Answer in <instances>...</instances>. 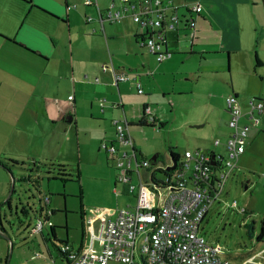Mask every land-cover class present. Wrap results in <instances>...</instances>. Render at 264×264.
<instances>
[{
  "label": "crops",
  "instance_id": "obj_1",
  "mask_svg": "<svg viewBox=\"0 0 264 264\" xmlns=\"http://www.w3.org/2000/svg\"><path fill=\"white\" fill-rule=\"evenodd\" d=\"M111 1L102 7L98 0L102 13L100 23L94 7H87L92 9V13L78 8L75 3H72L75 9H67V5H71L69 0H0L1 169L12 171L5 163V159H11L28 165L32 162L31 170L37 171L36 162L53 160L50 153L51 127L74 124L78 133L79 125L87 124L95 130L97 149L107 155V163L116 172L115 162L119 152L109 153L101 144H112L118 151L126 149L116 141L112 123L123 118L138 156L145 159L144 153L148 148L144 143L147 140L145 135L150 134L146 129L150 127L159 131L164 127L167 115L164 108L168 104L173 110L172 97L192 91V85L199 81L200 73L205 70L204 61L215 58L206 66L213 72H222L224 54L230 61L231 80L233 69L239 81L236 84L229 82L230 90L221 89L217 98L219 118L211 124V128L214 140L217 139L219 144L214 145V140L211 143L209 139L207 142L200 139L208 152H213L216 157L224 155V143L231 131L227 125L229 114L225 99L234 95L241 110L239 125L247 128V145L248 132L259 123L257 115L264 114V0H162L163 5L178 6V15L193 18L194 37L190 43L184 25L168 32L166 49L172 56L161 63H157L141 44L145 36L152 32L150 27L134 23L130 17L119 23H110L105 19L103 12ZM114 2L117 3V0ZM194 2L201 6L198 14L187 12L184 8V5ZM86 15L92 17L90 23L85 22ZM181 30L184 44L175 48L176 43L182 42L179 39ZM190 58L194 61H189ZM109 60L116 71L129 73L130 77L132 73L137 74L142 94L136 93V86L131 80L113 85L110 72L101 69ZM187 62V68L182 70ZM193 64L198 68H194ZM69 96L72 99H68ZM100 100H104L103 106L99 105ZM252 100L263 102L261 111L256 113L257 123L246 117ZM145 105L151 108L154 122H143L146 125L140 126ZM222 109L227 115L224 123ZM42 142L48 149L45 154L41 152ZM196 151L204 152L201 149L184 152ZM174 153L178 155V160L183 158V154ZM152 158L151 168L143 171L146 180L155 170H164L172 165L171 161L165 167L159 164L160 158L155 152ZM188 174L186 170L184 177ZM155 178L164 179L157 175ZM112 183L114 193L130 195L122 184L121 190L117 191V174ZM8 184L7 176L0 172V206L7 205L10 209L14 201L11 196L7 197ZM46 202L50 204V199ZM40 211L43 212L41 219L46 223L49 218L44 206ZM54 212V209L50 210L51 214ZM116 212L113 209L83 210L88 231L77 248L70 246L69 249L80 251L90 245L99 248L97 240L90 241V234L98 235L100 225L108 219L103 216L114 218ZM242 264H264V247L247 257Z\"/></svg>",
  "mask_w": 264,
  "mask_h": 264
},
{
  "label": "rangeland",
  "instance_id": "obj_2",
  "mask_svg": "<svg viewBox=\"0 0 264 264\" xmlns=\"http://www.w3.org/2000/svg\"><path fill=\"white\" fill-rule=\"evenodd\" d=\"M69 1L92 13V9L84 7L81 0ZM108 2L109 0H99V5L103 7ZM178 16L181 26L184 19L181 15ZM182 34L183 30L179 33L182 42L176 43L175 48L183 46L185 38ZM190 59L189 61H194ZM213 59L215 58L203 62L205 70L200 73L199 81L192 85L191 92L172 97L175 106L173 110L171 105H166L164 127L159 131L150 127L146 129L150 131L149 135H145L147 140L144 142L148 146L144 153L146 160L150 161L155 152L160 158L158 163L165 167L170 162L169 147L180 155L185 150L209 151L204 149L200 138L206 140L204 142L209 139L212 143L214 140L211 124L219 118L218 95L221 89L230 90L229 82L236 84L239 81V76H235L233 69L232 80L230 78V61L226 54L222 72H213V69L206 66ZM188 62L181 67L182 70L187 68ZM233 65L232 61V68ZM193 66L196 67L195 64ZM221 112L224 115L223 109ZM224 116L223 123L227 115ZM257 117L259 123L248 132L244 154L228 174L219 196L209 207L198 230V236L207 244L223 250L220 257L229 264H242L247 257L264 247V236L262 241L256 240V236L264 230V114ZM79 127L78 133L74 124L51 127L50 153L53 160L36 162L37 171L28 170L31 169L32 162L31 165L24 162V166H14L8 162L9 159H5L12 171L6 172L0 168V172L8 178V195L12 180L14 181V191L10 195L14 204L10 209L7 205L0 206L3 229L0 230V264H66L57 248L63 245L77 248L82 242V237L88 231L87 222L83 219V210L113 209L116 212L134 205V194L113 192L112 182L116 172L107 163V155L97 149L94 143V128L87 124H81ZM32 147L35 149L36 145L33 144ZM41 152H48L43 142ZM50 163L63 165L64 174L71 177L60 176L59 168L50 166ZM77 173L78 180L75 178ZM27 176L31 177L29 181L21 179ZM157 176L163 178L161 173H157ZM55 177L63 180L54 179ZM131 183L137 184L134 175ZM119 190L120 183L117 184V191ZM46 199H50V204ZM42 206L45 207L49 220L44 223L42 233L31 234L30 230L36 225L37 219L43 217V214L41 217L38 215ZM24 207L28 210L26 215L21 212ZM51 209L55 210L53 214L50 213ZM103 218L108 217L104 215ZM250 227H253V230H249Z\"/></svg>",
  "mask_w": 264,
  "mask_h": 264
},
{
  "label": "built area",
  "instance_id": "obj_3",
  "mask_svg": "<svg viewBox=\"0 0 264 264\" xmlns=\"http://www.w3.org/2000/svg\"><path fill=\"white\" fill-rule=\"evenodd\" d=\"M81 2L96 9L101 23L98 0ZM184 8L194 14L201 10L198 2L186 4ZM67 9H75V5H67ZM177 9L178 6L163 5L162 0H117V3L112 0L103 14L110 23H119L130 17L134 23L150 27L152 32L141 44L157 63H161L171 57L166 49V34L180 27ZM182 18L191 43L194 20L185 15ZM91 21L92 17L86 15L85 22ZM101 69L110 72L113 85L131 80L136 93L142 94L136 73L130 77L129 73L118 72L110 60ZM103 103L104 100L99 101L100 106ZM262 107L261 101H250L247 119L257 123L256 113ZM225 108L231 131L224 143V156L216 157L213 152H184L175 169L168 172L169 177L162 179V185L155 186L148 180L150 176L146 180L143 174L144 170L151 168V162L138 156L125 118L114 120L115 139L126 149L118 151L112 144H101V147L109 153L119 152L115 162L117 182L125 187L126 193L134 194L135 203L132 207L117 210L114 218L106 215L108 219L100 225L99 234H90V241L97 240L99 248L90 245L85 250L71 251L67 245L61 246L59 250L66 256L67 264H229L220 257L223 254L221 248L207 244L198 236L199 225L208 206L217 199L228 174L245 151L247 128L239 125L241 110L234 95L225 99ZM141 116L143 122H154L148 105L143 106ZM213 144L218 145L219 141L216 139ZM186 170L189 174L184 177ZM132 175L137 178L136 185L131 183ZM43 223L41 218L37 219L31 234L40 233Z\"/></svg>",
  "mask_w": 264,
  "mask_h": 264
},
{
  "label": "trees",
  "instance_id": "obj_4",
  "mask_svg": "<svg viewBox=\"0 0 264 264\" xmlns=\"http://www.w3.org/2000/svg\"><path fill=\"white\" fill-rule=\"evenodd\" d=\"M142 119L143 118L141 116V118L139 120V125L140 126L146 125V124L143 123V120ZM169 156L172 157V158L178 159V155L173 152L172 148H169ZM8 162L10 164L18 165V166H24L25 165L24 162H18V161H14V160H10V159L8 160ZM35 164H37V163H35ZM49 165L50 166H56V167H58L59 168V171H60V173H59L60 176H64V177L65 176L66 177H69L70 176L69 174H64L63 171H65V169H64L65 167L63 165H57V164H54V163H50ZM42 166H45V164H42ZM28 170L30 171L31 169H28ZM157 173H161L163 175V178H168L169 177V173L165 172L163 169L155 170L153 173L150 174V177H149V181L151 182V185L152 186H155V185H158V184L159 185H162L163 184V181L162 180H158V179L155 178V175H157ZM75 178L77 180L79 179V174L78 173L76 174ZM21 179L23 181H29L30 180V176H27V177L21 178ZM54 179H59V180L61 179V180H63V178H60V177H55ZM156 188H158V187H156ZM21 212H22V214L24 213V209L23 208L21 209ZM0 230L1 231L3 230L2 229V225H1V221H0ZM249 230H253V227H250ZM51 231H53V228H51ZM263 236H264V231L262 229L260 231L259 235L256 236V240L257 241H262ZM57 250H58L59 254L65 259V262L67 264L66 256L63 253H61L58 248H57Z\"/></svg>",
  "mask_w": 264,
  "mask_h": 264
},
{
  "label": "water",
  "instance_id": "obj_5",
  "mask_svg": "<svg viewBox=\"0 0 264 264\" xmlns=\"http://www.w3.org/2000/svg\"><path fill=\"white\" fill-rule=\"evenodd\" d=\"M171 56H172V54H171ZM213 158H214V156L212 155V156H211V159H213ZM169 159H170L172 165H171L170 167H166V168L164 169L165 172H169L170 170H171V171L174 170L175 167H176V165H177V163H178V159L172 158V157H170V156H169ZM152 160H153V158H152ZM211 164L214 165V162L212 161ZM13 182H14V181L12 180V184H11V187H10V192H9L8 198L10 197V195L12 194V191H13ZM244 188H245V187H244ZM43 224H44V223H43ZM10 248H11V245H10Z\"/></svg>",
  "mask_w": 264,
  "mask_h": 264
},
{
  "label": "flooded vegetation",
  "instance_id": "obj_6",
  "mask_svg": "<svg viewBox=\"0 0 264 264\" xmlns=\"http://www.w3.org/2000/svg\"><path fill=\"white\" fill-rule=\"evenodd\" d=\"M24 209V213H23V215H26V214H28V210H27V208L26 207H24L23 208ZM44 209H45V207H44ZM38 215H39V217H41V215H42V212L39 210V213H38Z\"/></svg>",
  "mask_w": 264,
  "mask_h": 264
}]
</instances>
